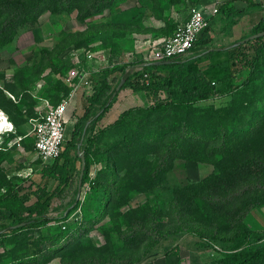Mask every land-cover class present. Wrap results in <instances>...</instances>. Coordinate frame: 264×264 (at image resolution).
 I'll return each instance as SVG.
<instances>
[{
    "label": "trees",
    "instance_id": "trees-1",
    "mask_svg": "<svg viewBox=\"0 0 264 264\" xmlns=\"http://www.w3.org/2000/svg\"><path fill=\"white\" fill-rule=\"evenodd\" d=\"M75 1L0 0V45L10 42L20 26L35 22L40 12L49 10L58 14L71 11L76 7ZM77 1L86 3L81 12L83 18L100 14L112 3V0ZM233 2L234 0H229L223 3L218 12L233 16L244 12L249 6H256L246 2L248 6L237 8ZM164 27L162 31L167 32V38L176 28L173 24H165ZM209 29L210 20L208 28L199 34L191 51L210 42L207 34ZM263 31L264 16L250 36ZM243 39L245 38L241 40ZM206 61L208 63L205 67H201ZM136 65L142 69L133 75H128L126 69L134 67L135 64L103 71L93 94L85 98L84 113L77 118L71 137L64 140L59 157L49 165L42 164L41 181L36 182L29 178L26 186L11 187L0 195V219L8 221V224L0 225V231H6L2 236H16L39 229L53 220L66 221L72 212L78 210L79 200L67 210L66 215L58 218L48 215L51 202L54 199H63L66 189L75 183L74 163L80 161L81 152L84 153L85 159L81 188L86 184L90 158L95 159L98 148L102 147L108 157V166L99 168L97 180L94 179L90 183V190L101 194L94 210L95 217L82 214L80 219L74 220L75 224H78L76 231L82 235L81 229L87 228L105 214L109 216L113 206L118 209L126 201V196L118 197L115 193L114 197L107 182V178L114 171L112 152L116 149V136L122 131L119 128L122 119L132 111L143 109L150 113L164 110L186 111V117L175 123L151 124L152 135H147L148 139L144 141L143 146H148L150 150L153 148L156 152L163 148L165 153L157 159L154 172L172 169L175 159H184L190 147L195 144L203 146L205 157H220L219 174L195 185L184 182L181 188L175 191L166 214H160L149 207L146 208V213L139 210L129 214H125V211L114 213L118 218L128 215L125 229L117 227L120 240L134 249L142 250V255L151 252L162 239L180 232H187L200 239H220L232 243L233 248L247 242L243 250L223 254L221 264H264V232L251 230L246 225L248 215L255 208L264 207V36L231 48L209 50L204 55L197 52L187 60L165 59L140 62ZM117 70L122 72V78L113 87L114 80H110V77ZM243 71H247V76L239 83L237 77ZM144 75L146 77H143ZM121 81L123 84L116 92ZM52 85L53 91L62 93L60 96L66 97L69 94V88L64 86L60 77ZM126 87L134 92H145L151 103L144 108H130L120 114L113 124L99 127L98 122ZM6 92L13 96L7 89H0V108L7 111L20 136L28 140L30 136L21 130L31 119L37 117V112L21 109L7 98ZM224 96H234L236 99L222 108L212 106L201 109L206 101ZM58 98L53 104L51 96L50 99L41 100H47L55 106L60 102V97ZM9 107L13 108L14 114L9 112ZM228 119L234 125L233 130L226 125ZM30 140L34 143L33 137ZM202 148L198 149V152ZM79 175L80 172L77 175L76 192L79 190ZM51 182L54 183L53 188H50ZM200 210L220 219L224 227L232 231V236L222 237L217 228L207 230L194 224L189 217L198 216L203 219ZM159 217L166 218V221L159 220ZM40 254L41 250L35 251L29 255V259L37 260ZM18 259L15 258L17 262ZM91 261L101 262L95 258ZM120 264H133V261L128 258Z\"/></svg>",
    "mask_w": 264,
    "mask_h": 264
},
{
    "label": "rangeland",
    "instance_id": "rangeland-1",
    "mask_svg": "<svg viewBox=\"0 0 264 264\" xmlns=\"http://www.w3.org/2000/svg\"><path fill=\"white\" fill-rule=\"evenodd\" d=\"M111 2V5L100 14L83 18L81 12L85 9L86 3L76 0V7L71 11L54 14L45 10L40 12L35 22L17 28L13 39L0 45V89H7L13 93L12 96L6 92L7 98L21 109H32L35 113L41 109V98L50 99L51 96L53 98L50 99L51 103H56L58 97L60 101L63 99L64 96H60L62 93L57 94L53 91L52 84L59 77L64 78L65 73L75 66L80 68V71L90 73V76L100 75L113 67L119 68L128 64H135L134 67L126 69L128 75L140 72L142 67L136 64L157 61L155 56L160 51L162 42L167 38V32L162 31V28H165V24H172L170 19L165 22V18H170L174 15L172 12L176 13L177 10L188 6L189 15L191 9L196 8L197 1L112 0ZM177 4L175 10H170ZM244 6H248L247 3L237 1V8ZM248 8L250 14H253L252 10L255 9L250 6ZM162 21L164 25L160 27ZM245 35L249 34H242ZM81 43L82 45L79 46L78 44ZM87 55H91V59H88ZM193 55L194 53L180 59L185 60ZM205 65L201 64V67ZM246 76L247 71L241 72L237 82H242ZM121 78L122 72L117 70L110 77V80H114L113 87ZM125 89V92L132 94L129 87ZM234 96L210 99L202 104L201 109L212 106L222 108L234 102L237 98ZM141 100L145 102L144 97H141ZM148 101L140 107H147L151 103L149 98ZM136 107L139 106L129 107L127 110ZM8 110L11 114L15 112L12 107ZM0 111L13 127L8 129L12 131L11 133L7 131L0 133L1 195L11 187L26 186L29 178L39 182L42 161L36 155L34 143L30 140L32 135L29 124L23 126L21 131L31 135L30 139H23L24 137L20 136L11 122L12 118L7 111L2 108ZM187 114L186 111L175 110L150 113L143 109L132 111L124 117L119 126L122 131L116 136V149L112 152L114 159H111V162L114 171L107 178L114 197H116L115 193L118 197L126 196L124 203L126 205L122 206L123 209L113 206L109 216L105 214L96 222L89 224L84 228L85 230L81 229L82 235L76 231L78 224H75L74 220L80 219L82 214L86 217L94 216L101 195L90 190V183L94 179L97 180L99 168L108 166V157L105 156L102 147H99L100 153L97 151L96 158H90L86 184L80 192L79 190L76 192L77 175L81 169L80 161H76L75 183L66 189L63 199H54L51 202L48 215L53 218L66 215L67 210L79 200L78 210L72 212L66 221L53 220L46 226L16 236L3 237L6 231H0V264H83V262L92 263L93 258L101 262L92 264H120L128 258L132 259L133 264H221L220 259L223 258V254L243 250L247 242L238 248H233L232 243L220 239H200L187 232H180L162 239L151 252L142 255V250L126 245L119 238L117 227L125 229L128 215L118 218L114 213L125 211L127 212L125 214H129L134 210L146 213V208L149 207L160 214H166L175 191L179 190L184 182L195 185L219 174L220 157H205L203 146H195V144L190 147L184 159H175L172 169L154 172L157 159L165 153L163 148L156 152L153 148L150 150L148 146H143L144 141L148 139L147 135L151 134V124L175 123L185 118ZM226 125L233 130L234 125L229 119ZM71 130V123H66L65 136L70 134ZM200 148L202 150L198 152ZM102 178L103 176L100 177ZM53 186L54 183L51 182L50 188ZM199 213L203 219L198 216L189 217L194 224L207 230L217 228L222 237L232 236V231H228L229 229L224 227L220 219H215L202 210ZM162 219L166 221V218L159 217V220ZM1 224H8V221L0 219ZM246 225L251 230L264 232V207L255 208L248 215ZM39 250L41 254L37 260L29 259L31 253ZM16 257L19 258L18 262L15 260Z\"/></svg>",
    "mask_w": 264,
    "mask_h": 264
},
{
    "label": "built area",
    "instance_id": "built-area-1",
    "mask_svg": "<svg viewBox=\"0 0 264 264\" xmlns=\"http://www.w3.org/2000/svg\"><path fill=\"white\" fill-rule=\"evenodd\" d=\"M217 13L218 9L213 8L212 15ZM209 20L202 8L191 9L187 20L178 24L172 35L164 39L155 60H175L188 54L199 34L208 28ZM86 57L91 59L92 56L87 55ZM90 75V73L80 71L77 66L67 71L61 81L69 88V94L55 106L47 100H41L42 105L40 111H37V117L29 121L30 132L34 138V151L43 165L51 164L60 155L65 140L66 111L72 97L79 91L82 92L84 98L91 96L95 86L99 83L100 75L94 74L92 78Z\"/></svg>",
    "mask_w": 264,
    "mask_h": 264
},
{
    "label": "crops",
    "instance_id": "crops-1",
    "mask_svg": "<svg viewBox=\"0 0 264 264\" xmlns=\"http://www.w3.org/2000/svg\"><path fill=\"white\" fill-rule=\"evenodd\" d=\"M196 1L197 2L195 6L202 8L205 12V15L210 19V29L207 33L210 42L200 47L197 50L190 51L186 55L193 53L195 55L197 54V52L204 55L207 54L209 50L226 49L233 47L239 41H241L242 38L249 37L252 30L258 25V23L264 16V0H234L233 4L235 6L237 1H240L242 3L248 2L251 5L256 4V6L252 7V9H255L252 10L254 11L253 14H250V9L248 8L244 12L233 16H225L223 14L219 16V12L216 15H212L213 8L219 9L220 5H222L225 2H228L229 0H196ZM176 6L178 7V4L173 5L170 10H175L177 8ZM188 11H189V6L187 8H182L179 11L177 10L176 13L172 12V14L174 15L171 16L172 14H170L171 16L170 18L166 17L165 22L168 21V19H170L172 21L171 23L176 27L178 24L183 23L187 20L189 16ZM163 25L164 22L162 21L160 27H162ZM243 33H248L249 35L242 36ZM194 55L192 57H194ZM192 57H188L185 60L190 59ZM207 63L208 61L204 62L203 64H207ZM125 90L123 89V91L119 93L111 109L98 122L97 125L99 127L103 128L105 126L110 125L115 120L116 116L119 115V113H121L124 110H127L129 107H133L137 105L141 106L149 102L145 92L131 91L132 94H129L125 92ZM141 97L145 98V102L141 100ZM85 108H86L85 98H83L82 92L79 91L72 97L71 103L69 104L66 111V123H71L72 130L70 134H67L66 136L64 134L65 139H69L71 137L77 118L84 113ZM28 124H29V128L31 129V125L29 122ZM10 131L11 130H7V132ZM40 181H41V177H40Z\"/></svg>",
    "mask_w": 264,
    "mask_h": 264
},
{
    "label": "water",
    "instance_id": "water-1",
    "mask_svg": "<svg viewBox=\"0 0 264 264\" xmlns=\"http://www.w3.org/2000/svg\"><path fill=\"white\" fill-rule=\"evenodd\" d=\"M262 36H264V31L260 32V33H257V34H254V35H251V36L239 41L237 44L245 43V42H248V41H252V40H254L256 38H259V37H262ZM122 84H123V81H121L119 83V85L117 86L116 92L120 89ZM80 162H81V169H80V175H79V192H80V189H81V179L83 177L84 169H85V159H84V153L83 152L80 153Z\"/></svg>",
    "mask_w": 264,
    "mask_h": 264
},
{
    "label": "bare ground",
    "instance_id": "bare-ground-1",
    "mask_svg": "<svg viewBox=\"0 0 264 264\" xmlns=\"http://www.w3.org/2000/svg\"><path fill=\"white\" fill-rule=\"evenodd\" d=\"M11 123L6 119V116L2 111H0V133L5 132L8 129H12ZM7 129V130H6Z\"/></svg>",
    "mask_w": 264,
    "mask_h": 264
}]
</instances>
